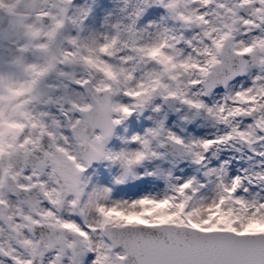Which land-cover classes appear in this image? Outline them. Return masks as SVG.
Returning <instances> with one entry per match:
<instances>
[{
    "label": "snow or ice",
    "instance_id": "obj_1",
    "mask_svg": "<svg viewBox=\"0 0 264 264\" xmlns=\"http://www.w3.org/2000/svg\"><path fill=\"white\" fill-rule=\"evenodd\" d=\"M97 7L0 0V264H264V0Z\"/></svg>",
    "mask_w": 264,
    "mask_h": 264
},
{
    "label": "rangeland",
    "instance_id": "obj_2",
    "mask_svg": "<svg viewBox=\"0 0 264 264\" xmlns=\"http://www.w3.org/2000/svg\"><path fill=\"white\" fill-rule=\"evenodd\" d=\"M88 2L90 3L91 0H88ZM77 3L83 4V3H85V0H77ZM101 3L104 5V7H97L95 9L94 15L91 16L88 20L89 28L98 29L101 25L102 17L105 14V9L108 7H114V0H101ZM157 11H160V10H153L151 12L150 16H155L157 14ZM194 123L196 126V133H194V134H202L203 132L212 130L208 126V123L205 121L198 120ZM188 128H189V130H191L192 125H189ZM96 171L101 174L100 179L102 181L106 182L108 179V172H109V169L106 167V164H104L102 168L98 167V169H96ZM146 187H148V181L147 180H145V182L142 184H137L135 182H131V186H116L114 191H115V194L117 196H119V195L125 194V193L126 194L137 193Z\"/></svg>",
    "mask_w": 264,
    "mask_h": 264
},
{
    "label": "flooded vegetation",
    "instance_id": "obj_3",
    "mask_svg": "<svg viewBox=\"0 0 264 264\" xmlns=\"http://www.w3.org/2000/svg\"><path fill=\"white\" fill-rule=\"evenodd\" d=\"M152 11H153L152 9L149 10L148 16H150V14H151ZM113 143H115V144L118 145V140L114 139L113 140ZM104 164H106V162L100 163L98 167H101L102 168ZM98 167L96 169H98Z\"/></svg>",
    "mask_w": 264,
    "mask_h": 264
}]
</instances>
